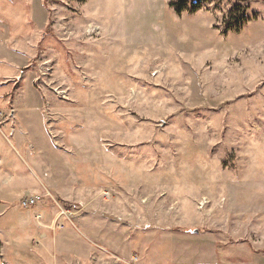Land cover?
I'll list each match as a JSON object with an SVG mask.
<instances>
[{"label":"rangeland","instance_id":"obj_1","mask_svg":"<svg viewBox=\"0 0 264 264\" xmlns=\"http://www.w3.org/2000/svg\"><path fill=\"white\" fill-rule=\"evenodd\" d=\"M177 1L0 0L43 100L32 155L60 164V194H29L46 185L11 145L21 71L0 83V211L77 232L87 254L64 264H264V0ZM16 241L0 235V264H32Z\"/></svg>","mask_w":264,"mask_h":264},{"label":"crops","instance_id":"obj_2","mask_svg":"<svg viewBox=\"0 0 264 264\" xmlns=\"http://www.w3.org/2000/svg\"><path fill=\"white\" fill-rule=\"evenodd\" d=\"M14 43H16V40L12 36L6 34L0 36V66L8 68L6 76H2L5 73L0 70V83L3 86H8L10 83H18L19 72L23 71L20 79H22L24 75L27 76L28 79L26 81L30 85L27 83L21 84L23 85V88L28 90L27 93H20L15 100H12L13 103H18L20 106H16L15 111L12 112V118L16 121V128L13 131L10 130L14 140L11 145L17 151H27V156L31 163L28 165L29 174L31 172L37 180L41 183L44 182L46 185L45 189H32L29 194H48V196L51 197L50 190H54L55 193L58 192L60 194L55 185V183L59 181L55 174L60 171V164H55L53 162V165H50V169H43L37 163L39 162L37 161L39 156L32 155V146L35 147L34 149L37 150V152L43 150L42 144L39 140L40 136L45 135L44 120L42 116L43 100L39 93H31L32 87H34V74L29 68L31 65L30 53L28 51L24 52L21 49L23 46L22 44L15 45ZM29 47L30 46H28V48ZM26 68H29L30 71L26 72ZM5 92L6 90L3 89L2 93ZM11 98L12 97H7L5 94H0V101H3V104L5 105L10 102ZM30 125L32 130L29 128ZM25 174L30 176L27 172H25ZM70 175L71 173H69V170H66L64 174V177H66V179H64L65 183L71 181L69 178ZM31 179L34 180L33 178ZM71 179L73 178L71 177ZM44 190H46L47 193H44ZM0 194H5V192H0ZM17 194L18 196H16V198H20L27 193L19 191ZM9 210L10 209H5L4 211H0V235L7 237L8 235H12V233L17 232L18 241H16L12 247L10 246L8 248L9 250L17 248L14 255L16 260L23 257L26 258V261L31 260L32 264H64L65 259L68 260L71 256L79 258L87 254L89 246L85 244L77 232L67 230L60 234H57V232L53 233L52 228L55 229L56 226L53 223V219L51 222H36L35 224L31 214L21 215L19 212L11 214ZM38 216L40 215H36V217ZM56 216L57 214L55 217ZM11 219H15L14 223H10ZM28 220L31 223H28ZM65 237H68L67 242L64 239ZM63 242L67 243L70 246V249H59ZM25 248L32 251L36 249V253L34 255L31 254V256H29L30 259H28L27 255L23 256L25 254ZM6 251L7 250L3 253Z\"/></svg>","mask_w":264,"mask_h":264},{"label":"trees","instance_id":"obj_3","mask_svg":"<svg viewBox=\"0 0 264 264\" xmlns=\"http://www.w3.org/2000/svg\"><path fill=\"white\" fill-rule=\"evenodd\" d=\"M169 6L171 8H174L175 12L180 15L183 12L187 11L188 8L192 9L193 11H196V9H199L200 4L196 0H178L177 2L172 3ZM246 17L247 12L243 15V23H245Z\"/></svg>","mask_w":264,"mask_h":264},{"label":"built area","instance_id":"obj_4","mask_svg":"<svg viewBox=\"0 0 264 264\" xmlns=\"http://www.w3.org/2000/svg\"><path fill=\"white\" fill-rule=\"evenodd\" d=\"M41 200V197H32V198H24L21 201V205L24 209H31L34 207L39 201ZM64 214V213H63Z\"/></svg>","mask_w":264,"mask_h":264},{"label":"bare ground","instance_id":"obj_5","mask_svg":"<svg viewBox=\"0 0 264 264\" xmlns=\"http://www.w3.org/2000/svg\"><path fill=\"white\" fill-rule=\"evenodd\" d=\"M95 32H96V30L95 31L94 30L93 31H90V34L95 33Z\"/></svg>","mask_w":264,"mask_h":264}]
</instances>
